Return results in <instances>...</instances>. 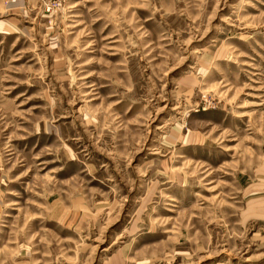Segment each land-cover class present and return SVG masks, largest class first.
Masks as SVG:
<instances>
[{"label":"rangeland","instance_id":"obj_1","mask_svg":"<svg viewBox=\"0 0 264 264\" xmlns=\"http://www.w3.org/2000/svg\"><path fill=\"white\" fill-rule=\"evenodd\" d=\"M0 264H264V0H0Z\"/></svg>","mask_w":264,"mask_h":264}]
</instances>
